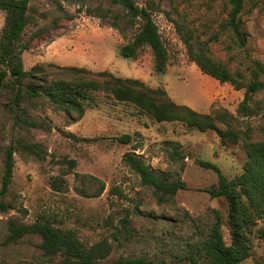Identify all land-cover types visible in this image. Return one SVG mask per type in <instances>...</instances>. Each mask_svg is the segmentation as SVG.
<instances>
[{"label":"rangeland","instance_id":"obj_1","mask_svg":"<svg viewBox=\"0 0 264 264\" xmlns=\"http://www.w3.org/2000/svg\"><path fill=\"white\" fill-rule=\"evenodd\" d=\"M134 1L149 9L157 25L168 54L163 72L155 70L147 45L133 57L120 55L139 23L126 22L125 10L110 0H29L21 38V44L27 45L21 53L24 69L42 65L48 79L59 77L55 66L138 79L148 87L164 89L173 102L195 112L215 118L230 113L227 124L216 122L222 129L236 131L237 139L222 140L216 131L182 120L157 121L110 94H101L98 103L78 117L23 92L27 80L17 90L8 74L6 85L0 87V189L9 145L38 143L43 158L19 147L13 153L12 179L0 194L6 206L0 208V264H62L60 256L43 253L36 234L2 245L9 219L18 224L48 220L72 230L85 247L107 242L109 251L102 264L131 257L152 264L160 259L189 264L184 257L189 246H197L207 236L216 211L229 243L227 201L207 191L217 183V174L198 160L216 164L229 180L241 173L247 157L245 142L264 141V74L258 77L261 89L248 101L252 113L243 115L240 103L245 88L203 73L189 58L185 40L206 47L214 61L231 72L240 71L248 81L253 63L264 66V0H243L242 46L234 43L225 26L229 0ZM4 17L0 10V33ZM36 31L40 35L33 36ZM121 134H129L130 141L118 142L115 138ZM126 151L140 155L155 173L168 172L170 180L181 178L186 188L158 200L154 188L123 163ZM69 160L75 165L64 174ZM56 176L62 182L60 190L51 185ZM254 228L249 233L251 255L242 264H264V240L256 237Z\"/></svg>","mask_w":264,"mask_h":264},{"label":"trees","instance_id":"obj_2","mask_svg":"<svg viewBox=\"0 0 264 264\" xmlns=\"http://www.w3.org/2000/svg\"><path fill=\"white\" fill-rule=\"evenodd\" d=\"M110 2L125 10L126 22L139 23V29L132 40L120 48V55L133 57L141 46L147 45L153 54L155 70L163 72L168 54L149 9L138 6L134 0ZM229 3L230 10L225 26L230 28L234 43L242 46L245 38L240 28L239 13L243 7V0H229ZM28 9L29 0H0V10L5 12L0 33V87L6 85L5 78L8 74L11 82L18 85L19 91V85H23L27 80L23 92L30 96L43 97L54 107L67 113L74 112L78 117L84 114L87 107L97 104L101 94H110L117 100L133 103L140 111L157 121L182 120L199 129L214 130L222 140L237 139L236 131L222 129L216 122L218 120L227 124L232 117L230 113L222 112L215 118L209 114L195 112L185 105L173 102L164 89L148 87L138 79L117 77L107 71L92 72L75 66H55L60 72L59 77L54 79L47 78L42 65L25 70L21 53L27 49V45L21 44V38L27 23ZM37 35H40L39 31L33 33V36ZM185 44L189 58L203 73L220 82H230L236 88H245L240 110L243 115L251 114L253 110L248 106V101L262 87L258 77L264 74V66L259 62L253 63L249 68L250 79L245 81L240 71L231 72L221 62L214 61L207 55L206 47L202 45L195 47L189 40H185ZM115 139L120 143H128L131 136L121 134ZM17 147L37 158H43L38 143L19 142L17 145H9L3 162L1 195L7 191L11 182L14 168L13 153ZM245 148L247 157L242 165V171L230 180L216 164L198 160L200 166L212 169L217 174V183L207 191L211 197L222 196L227 201L226 226L230 241L226 243L224 240L221 228L223 223L216 211L215 220L209 227L207 236L197 246H189L184 256L189 264H240L251 255L249 233L252 227H255L256 237L264 240V141L245 142ZM122 161L140 176L143 183L154 188V193L160 201L166 200V195L172 197L178 190L186 188L185 182L179 177L170 180L168 172L155 173L143 158L133 151L124 152ZM68 163L64 174L71 171L75 160H69ZM51 185L54 190L62 188V182L57 176ZM0 208L4 210L6 206L0 202ZM124 220H127V217H124ZM27 234L38 235L41 239L39 248L43 253L48 256H60L62 264H102V259L109 251L107 242L85 247L72 230H63L45 219L30 224H18L15 220L9 219L7 234L1 244L15 243ZM112 264L152 263L143 257H131L118 258ZM154 264L170 263L160 259Z\"/></svg>","mask_w":264,"mask_h":264},{"label":"crops","instance_id":"obj_3","mask_svg":"<svg viewBox=\"0 0 264 264\" xmlns=\"http://www.w3.org/2000/svg\"><path fill=\"white\" fill-rule=\"evenodd\" d=\"M240 264H242V262Z\"/></svg>","mask_w":264,"mask_h":264}]
</instances>
